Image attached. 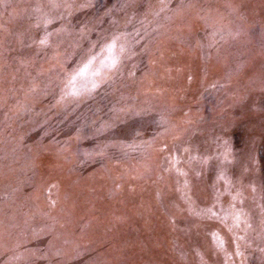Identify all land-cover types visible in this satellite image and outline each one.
Segmentation results:
<instances>
[{"label": "rangeland", "instance_id": "rangeland-1", "mask_svg": "<svg viewBox=\"0 0 264 264\" xmlns=\"http://www.w3.org/2000/svg\"><path fill=\"white\" fill-rule=\"evenodd\" d=\"M0 264H264V0H0Z\"/></svg>", "mask_w": 264, "mask_h": 264}]
</instances>
